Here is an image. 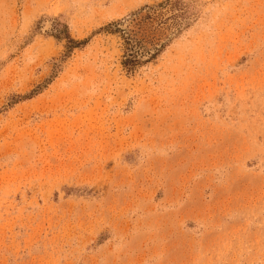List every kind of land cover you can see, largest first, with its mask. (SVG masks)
Here are the masks:
<instances>
[{"label": "rangeland", "instance_id": "1", "mask_svg": "<svg viewBox=\"0 0 264 264\" xmlns=\"http://www.w3.org/2000/svg\"><path fill=\"white\" fill-rule=\"evenodd\" d=\"M0 264H264V0H0Z\"/></svg>", "mask_w": 264, "mask_h": 264}, {"label": "trees", "instance_id": "2", "mask_svg": "<svg viewBox=\"0 0 264 264\" xmlns=\"http://www.w3.org/2000/svg\"><path fill=\"white\" fill-rule=\"evenodd\" d=\"M71 41L75 42L73 39H72ZM132 57L134 58V56H131V58H130V57H127L126 62H130V61H132Z\"/></svg>", "mask_w": 264, "mask_h": 264}]
</instances>
